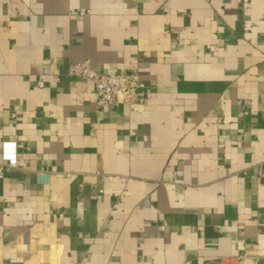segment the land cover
<instances>
[{
  "label": "crops",
  "instance_id": "obj_1",
  "mask_svg": "<svg viewBox=\"0 0 264 264\" xmlns=\"http://www.w3.org/2000/svg\"><path fill=\"white\" fill-rule=\"evenodd\" d=\"M6 139L0 264H264V0H0Z\"/></svg>",
  "mask_w": 264,
  "mask_h": 264
},
{
  "label": "built area",
  "instance_id": "obj_2",
  "mask_svg": "<svg viewBox=\"0 0 264 264\" xmlns=\"http://www.w3.org/2000/svg\"><path fill=\"white\" fill-rule=\"evenodd\" d=\"M68 74L84 78L94 84L97 91L96 102L99 107L119 102L130 106L142 100L139 90L144 87V82L137 68L106 74L92 69L83 62H73L68 68ZM39 85L42 86L43 83L39 82ZM19 165L18 141L16 139L3 140L1 143L0 178L4 177L7 168H17ZM177 174L181 175V172L178 171ZM215 264H222V262Z\"/></svg>",
  "mask_w": 264,
  "mask_h": 264
}]
</instances>
